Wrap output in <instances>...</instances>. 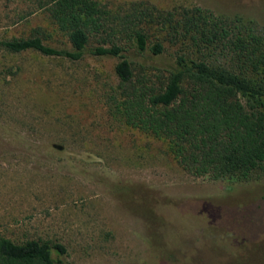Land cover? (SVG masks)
Wrapping results in <instances>:
<instances>
[{"label":"rangeland","instance_id":"obj_1","mask_svg":"<svg viewBox=\"0 0 264 264\" xmlns=\"http://www.w3.org/2000/svg\"><path fill=\"white\" fill-rule=\"evenodd\" d=\"M201 6L264 24V0H97ZM39 31L67 45L31 0H0V40ZM115 59L0 47V232L66 248L61 264H264V177L188 174L168 142L113 117Z\"/></svg>","mask_w":264,"mask_h":264},{"label":"trees","instance_id":"obj_2","mask_svg":"<svg viewBox=\"0 0 264 264\" xmlns=\"http://www.w3.org/2000/svg\"><path fill=\"white\" fill-rule=\"evenodd\" d=\"M67 45L35 31L0 40L71 61L114 58L115 89L104 95L122 123L168 142L188 174L212 180L264 177V24L201 6L162 10L134 2L113 11L97 0H31ZM66 248L0 232V264H61Z\"/></svg>","mask_w":264,"mask_h":264}]
</instances>
